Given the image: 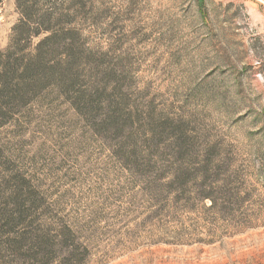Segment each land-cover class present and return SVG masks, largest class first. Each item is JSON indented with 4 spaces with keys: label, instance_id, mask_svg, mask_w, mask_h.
Wrapping results in <instances>:
<instances>
[{
    "label": "rangeland",
    "instance_id": "obj_1",
    "mask_svg": "<svg viewBox=\"0 0 264 264\" xmlns=\"http://www.w3.org/2000/svg\"><path fill=\"white\" fill-rule=\"evenodd\" d=\"M84 1L93 108L0 100V264H264V0Z\"/></svg>",
    "mask_w": 264,
    "mask_h": 264
},
{
    "label": "trees",
    "instance_id": "obj_2",
    "mask_svg": "<svg viewBox=\"0 0 264 264\" xmlns=\"http://www.w3.org/2000/svg\"><path fill=\"white\" fill-rule=\"evenodd\" d=\"M15 1L20 13V18L13 27L15 48L0 53V100L8 94V111L16 103L26 102L44 82L55 80L60 85L62 83V87H67L68 92L75 90L76 98L73 103L78 107L84 101L91 104L92 99H89L87 93L75 89V63L86 57V49L81 47V34L76 27L70 26L72 20L69 19L74 13L84 12L88 4L84 0H73L69 4L64 0ZM42 35L35 52L24 53L33 38ZM59 66L60 70L57 71ZM1 106L3 105H0V117L4 115ZM90 107L93 108V105ZM184 173L180 172L182 176Z\"/></svg>",
    "mask_w": 264,
    "mask_h": 264
}]
</instances>
